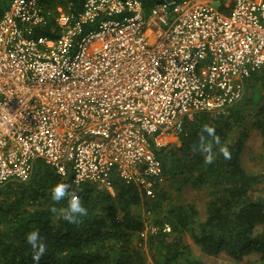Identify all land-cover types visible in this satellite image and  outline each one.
Here are the masks:
<instances>
[{
	"label": "built area",
	"instance_id": "1",
	"mask_svg": "<svg viewBox=\"0 0 264 264\" xmlns=\"http://www.w3.org/2000/svg\"><path fill=\"white\" fill-rule=\"evenodd\" d=\"M11 0L0 14V186L37 161L115 194L155 198L158 152L185 119L223 114L264 68V0ZM57 12H56V10ZM56 12V14H55ZM54 20L56 36L38 33ZM148 222L145 236L170 232Z\"/></svg>",
	"mask_w": 264,
	"mask_h": 264
},
{
	"label": "trees",
	"instance_id": "2",
	"mask_svg": "<svg viewBox=\"0 0 264 264\" xmlns=\"http://www.w3.org/2000/svg\"><path fill=\"white\" fill-rule=\"evenodd\" d=\"M10 1L0 0V14ZM83 2L47 0L49 7L61 6L69 13L81 11ZM220 9L227 11L223 6ZM55 25L52 19L37 32L56 36L60 29ZM247 88L250 95L226 113L203 111L185 119L180 144L158 152L164 176L154 181L155 198L118 176L114 195L99 184L77 185L43 161L36 162L27 181L12 180L0 186V264H33L25 242V234L33 229L47 241L40 264H149L150 258L152 264H209L195 258L187 234L206 255L224 254L234 264H243L252 255L255 264H264V167L250 171L242 160L252 129L264 137V68L250 77ZM204 124L215 128L221 144L228 146L231 159H223L216 151L212 164L204 162L193 147ZM179 176H186L184 182L194 189L208 191L203 217L194 206L177 205L165 210L170 196L163 181L174 185ZM59 182L70 184V192L88 209V215L76 224H68L58 212L50 211L67 205V200H51V188ZM142 207L153 219L143 216ZM148 222L159 226L169 223L172 229L141 237ZM139 241L147 246L146 251Z\"/></svg>",
	"mask_w": 264,
	"mask_h": 264
},
{
	"label": "rangeland",
	"instance_id": "3",
	"mask_svg": "<svg viewBox=\"0 0 264 264\" xmlns=\"http://www.w3.org/2000/svg\"><path fill=\"white\" fill-rule=\"evenodd\" d=\"M214 5L218 7V3L214 1ZM251 90L246 87L245 95H250ZM245 97V96H244ZM242 101V100H241ZM239 103V102H238ZM264 137L260 133V131L256 129H252L250 132L246 143L244 152L242 154L243 164L250 171H260L264 167V145H263ZM175 143H173L174 145ZM186 176H179L174 185L169 180H164L162 186L168 192L170 198L164 204V208H172L177 205L184 206H194L199 212L200 216L203 217L205 214L206 202L208 201V191L206 189H194L191 183L184 182ZM143 216L148 217L149 219H153V215L147 214L146 207H142ZM145 235H141L144 237ZM146 237V236H145ZM186 239L189 244L192 246V253L195 258L203 260L209 264H234L233 260L225 256L224 254H219L215 256H209L204 254L200 247L196 245L190 236L187 234ZM144 242H140L139 244L147 250V246L143 245ZM149 254V253H148ZM150 258V257H149ZM256 258L252 255L248 257L247 261L243 264H255ZM149 264L151 263V258L149 259Z\"/></svg>",
	"mask_w": 264,
	"mask_h": 264
},
{
	"label": "clouds",
	"instance_id": "4",
	"mask_svg": "<svg viewBox=\"0 0 264 264\" xmlns=\"http://www.w3.org/2000/svg\"><path fill=\"white\" fill-rule=\"evenodd\" d=\"M193 147L203 156L206 164L214 162L216 151L219 152L223 159H231V152L228 146L221 144V139L216 134L215 128L209 124L202 126L198 143ZM70 189L71 185L65 182H59L51 188V200L57 203L67 200V205L59 210L56 207H52L50 211L53 214H57L58 212L61 218L68 224H76L81 217L88 215V209L77 195L70 192ZM25 242L31 249L33 264H40L41 258L47 251L45 237L38 229H33L25 234Z\"/></svg>",
	"mask_w": 264,
	"mask_h": 264
},
{
	"label": "crops",
	"instance_id": "5",
	"mask_svg": "<svg viewBox=\"0 0 264 264\" xmlns=\"http://www.w3.org/2000/svg\"><path fill=\"white\" fill-rule=\"evenodd\" d=\"M216 2L218 3V8H220L221 6H223L224 8H226V10L228 11L229 9L226 7L225 5V1L224 0H216ZM174 143L176 145H179L180 142H179V138H175L174 139Z\"/></svg>",
	"mask_w": 264,
	"mask_h": 264
}]
</instances>
